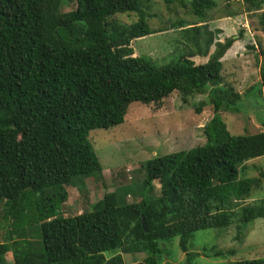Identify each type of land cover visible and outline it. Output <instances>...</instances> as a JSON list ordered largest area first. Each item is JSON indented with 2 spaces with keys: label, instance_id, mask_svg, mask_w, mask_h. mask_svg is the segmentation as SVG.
I'll use <instances>...</instances> for the list:
<instances>
[{
  "label": "trees",
  "instance_id": "16d2710c",
  "mask_svg": "<svg viewBox=\"0 0 264 264\" xmlns=\"http://www.w3.org/2000/svg\"><path fill=\"white\" fill-rule=\"evenodd\" d=\"M65 1L74 8L62 12ZM149 8L142 0H0V223L17 228L14 235L8 227L0 243V264L10 252L13 264H125L122 252L145 254L136 264H174L160 243L175 238L186 254L180 264H191L201 256L189 250L196 233L244 230L264 218V191L244 204L264 189V171L246 173L249 162L264 158V130L233 134L222 117L242 113L247 100L263 102L264 63L261 84L245 97L224 87V58L237 57L245 31L222 42L209 30L214 19L248 14L252 31L264 35V0H191L189 19L169 18L159 28ZM119 16L136 21L124 24ZM167 27L185 41L183 52L172 53L178 59L136 54L138 40ZM175 94L185 103L207 95L196 106L198 114L213 106L206 142L151 158L138 186H122L92 210L64 217L68 188L86 191L87 182L99 185L104 177L90 134L125 124L135 103L160 109ZM121 190L133 200L122 202ZM205 251L208 258L227 256Z\"/></svg>",
  "mask_w": 264,
  "mask_h": 264
},
{
  "label": "rangeland",
  "instance_id": "374dc122",
  "mask_svg": "<svg viewBox=\"0 0 264 264\" xmlns=\"http://www.w3.org/2000/svg\"><path fill=\"white\" fill-rule=\"evenodd\" d=\"M183 1L188 4L186 8L182 7L178 0L170 6L164 0H142L146 6L150 7L147 12L159 17L153 21L154 28L164 27L169 18L175 22L189 19L191 0ZM215 1L219 4L224 0ZM74 6V2L71 4L65 1L62 12H68ZM236 6L243 9L241 3H237ZM224 15L225 13L222 12L219 18H223ZM248 16L244 14L233 19H214V22L209 25V30L216 36V40L222 42L233 36L239 37L241 36L240 31H245L238 47L240 51L237 57L225 56L223 68V86L233 85L243 97L255 85L261 84V69L264 63L262 54L264 35L252 31L247 22ZM116 19L128 25L136 21L135 16H119ZM182 41L185 42L180 30L167 27L161 33L138 40L134 48L139 56L150 54L157 59L166 58L169 62L178 59V56L172 53L184 51L185 45ZM210 51L214 52L215 46H212ZM205 60L200 57L195 58L197 63L205 62ZM207 98V95L195 96L185 103L180 95L175 94L160 109L135 103L131 108V116L125 124L109 130L93 131L90 138L104 168L103 180L99 182V185L87 182L86 191L68 188L69 198L62 206V215L64 217L80 215L92 210L106 194L113 193L128 184L138 186L144 178L141 170L142 164L153 157L188 151L203 145L206 142L203 128L213 119L214 111L213 106L208 103L198 114L196 106L201 101H209ZM252 98L250 97L253 101L254 94ZM245 103L246 108L240 114L222 113L229 131L238 135L256 134L263 131L264 100L262 102L256 99V106H253L249 100ZM246 166V173L249 177H259L264 171V158L251 161ZM98 186L102 188L99 189ZM156 186L157 189L161 187L159 183ZM121 191L122 202L133 200V196H127L124 190ZM263 191L264 189L253 192L251 199L244 204L252 205L260 200ZM8 227L7 224L0 223V243L6 241ZM9 230L14 231V235L17 233V228L9 227ZM160 246L166 251V257L170 259L169 263L185 262L186 254L182 252L178 238L163 241ZM212 248L227 254L226 258H208L203 251L206 249L210 251ZM189 250L201 254L191 264H222L229 261L264 258V218L255 220L244 230H239L237 225H234L228 231L214 229L198 232L189 243ZM121 254L125 264H136L143 262L146 258L143 253L126 254L122 252ZM12 255L10 252L4 256V262L1 264H13Z\"/></svg>",
  "mask_w": 264,
  "mask_h": 264
},
{
  "label": "water",
  "instance_id": "95a60500",
  "mask_svg": "<svg viewBox=\"0 0 264 264\" xmlns=\"http://www.w3.org/2000/svg\"><path fill=\"white\" fill-rule=\"evenodd\" d=\"M143 225H144V223H143Z\"/></svg>",
  "mask_w": 264,
  "mask_h": 264
}]
</instances>
